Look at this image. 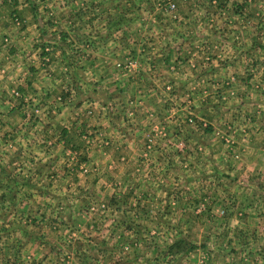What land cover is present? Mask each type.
<instances>
[{"label": "rangeland", "instance_id": "1", "mask_svg": "<svg viewBox=\"0 0 264 264\" xmlns=\"http://www.w3.org/2000/svg\"><path fill=\"white\" fill-rule=\"evenodd\" d=\"M223 1L0 3V45L32 55L24 59L36 61L40 73L36 80L31 67L28 81L8 90L16 99L13 105L0 108V264H127L130 252L144 249L155 254L211 250L234 258L232 264L239 262L235 254L241 248L254 256L250 264H264V243L257 239L263 228L254 221V210L241 227V165L234 167L239 178L208 182L213 165L219 166L210 135L232 145L225 134L209 132L190 103L193 99L198 107L205 90L199 84L196 91L187 80L193 55L208 62L210 54L200 42L194 48L192 43L189 50L170 53L176 60L172 57L168 67L171 63L158 65L163 56L150 59L158 51L149 55L146 50L147 43L158 47L156 30L174 25L179 9L192 15L187 27L211 26L219 33L212 36L217 49L221 27L258 23L264 28V0L246 11L241 1ZM52 62L59 64L53 71ZM257 65L263 71L264 58ZM175 69L182 77L172 74ZM50 76L61 81L55 101L46 100L42 91ZM9 85L1 77L0 87ZM261 182L263 189L248 193L250 200H264ZM213 188L223 197V191L236 195L225 196L228 211L222 215L204 210L202 196ZM197 200L201 203L192 207ZM242 230L250 242L245 248ZM170 257L154 261L172 264Z\"/></svg>", "mask_w": 264, "mask_h": 264}, {"label": "crops", "instance_id": "2", "mask_svg": "<svg viewBox=\"0 0 264 264\" xmlns=\"http://www.w3.org/2000/svg\"><path fill=\"white\" fill-rule=\"evenodd\" d=\"M9 1L10 0H0V3L5 4ZM220 1L221 0H216V3L218 4ZM234 1H241V4L244 5L245 11L251 4H256L257 2L262 3V0H256V2L254 0ZM224 2L225 0L223 3ZM5 7L6 9L4 10V13L7 18L10 8L8 6ZM261 14L264 15L262 12ZM187 19H192V15L183 12L181 9L176 10L173 15L174 25L162 26L163 28L161 27L159 30H156L159 31L158 33L161 36L158 47L153 49L155 44L147 43V53L152 55L153 52L158 51V54L150 59H157V57L163 56L162 60L160 58L161 61L158 65L161 64L167 66L171 63L168 67L174 64V62H171L173 56H171L170 59V53L174 52V54H176L179 49L185 51L192 43L194 48L196 45H199L198 42H200L204 45L203 48L206 50V53L210 54L209 61L203 62L202 59L198 58H203L204 56H196L192 53L194 56V61H192L194 67L190 71L192 78H188L187 80H191L195 83L194 86L196 91L199 84L200 87H204L205 90L202 91L204 95L199 98L200 101L198 107L194 105L193 99H191L190 103H192V106L195 108L194 115L199 117L200 120L206 121L207 130L209 132L215 130L225 134L227 138L231 139L232 145L227 146L224 142L222 143L220 136H213V134L210 135V149L212 148V151L215 152V155L212 157L219 166L213 165V172H211L212 177L208 178L207 175L205 179L208 178V182H211V184L214 181H216V183L219 181L224 184L226 178H239L234 167H239L238 165H241V205L238 206L242 214L241 227L243 226V223H245V217H247L245 215L249 211L254 210L258 217L261 218L258 219V217H255L254 221L258 226L263 228V231L260 233L263 236L257 238L258 240L260 239L263 244L264 200H254V198L253 200H250L251 196L249 194L257 195L256 192L258 191V188H262L259 184H263L261 180L264 179V87L262 85L264 70L260 71V67L257 65V62L260 61L261 58H264V28L258 23L252 26H241V28L239 27L236 29L221 27L219 28V31L222 42L218 44L221 49H217L212 42V36L218 32L213 30L211 26L201 28L194 26L187 27ZM1 30L5 31V28H1ZM169 35H174V38L167 39ZM197 35H203L205 36V39H200ZM195 39L197 42H193ZM245 52H247L246 55L244 54ZM0 54H3V56H0V79L1 77L6 76L10 83L8 88L0 87L1 108V105H3V107L13 105V101L16 99L9 97L10 93H8V90L12 91L15 86L21 84L24 80H27V77L30 76L29 70L31 67L35 70L34 74L37 77L36 80L38 79V76H40V73L37 71L36 61L33 62L31 59L28 60V58L24 59V57L28 55L26 53L21 54V52L19 54V49H17L15 45L12 47L8 44L0 45ZM28 57L31 58L32 55H29ZM257 57H259L258 60H254ZM175 58L176 57H173V60H176ZM149 61L151 63L149 66H155L153 61ZM249 61H252L251 68L248 67ZM57 64L52 62L49 69L51 71L57 69V66L59 65ZM149 66L147 69H149ZM153 66L152 68H154ZM200 66L204 67V69ZM45 74L50 75L48 70H45ZM172 74L182 77L181 72L177 69H175ZM159 75L160 74H157V79L160 78ZM33 78L35 77H32V79ZM46 78H48V81L45 83L42 90L44 97L46 100H58V95L61 91L60 79H55L53 76ZM229 78H233V81L226 83ZM153 80L156 81V79ZM251 81H253L254 84L259 82V84L257 83L256 85L251 86ZM180 82L183 83L184 81ZM222 84H227L226 88L223 86L221 92H214V87L221 86ZM149 91L150 90H148V92ZM215 93H218V95ZM222 94H224L223 99ZM216 100L218 105L213 104ZM216 107H220L221 110L216 109ZM164 141L167 142L168 140L166 139ZM237 160L241 163H236L233 166ZM195 164L197 165V163ZM248 168L251 169L247 175L245 172ZM261 168L262 170L259 172V169ZM163 174H165V172H159V176H162ZM200 192L203 194L201 190ZM220 193L221 192H218L217 188H213V190L211 189L203 194L202 198L204 201L202 203L204 204L205 209H203L205 212L217 213L220 211L222 215L223 211H228L225 210L228 205L225 196L231 195L235 198L236 195L223 191V197L220 196ZM194 194L197 195V191ZM194 194L190 193V195ZM200 200L195 201L196 204H192V207L201 203ZM239 200L240 199L237 197L238 202ZM219 203H221V206L217 208ZM221 217L223 219V216ZM241 236L243 237L241 244L244 243L243 248H245L250 242L246 243L244 241L245 234L243 230L241 231ZM254 238L256 240L255 236ZM155 253L156 251L148 252V249L142 251L135 250V252H130V255L128 254L126 261L127 264H156L157 262H155L154 259H159L160 257L166 258L167 255L171 256L170 259L173 260L172 264H231V261L234 259L226 254L222 256L218 254L215 255L211 250L200 252L188 250L184 253L170 250L168 252ZM235 255H237L235 257H238L237 259L239 262H234L232 264H250V259L254 258V256L251 258V254H246V251L242 248L241 252H238ZM182 259H185L186 261H182ZM258 262H254L253 264H263L262 262Z\"/></svg>", "mask_w": 264, "mask_h": 264}, {"label": "trees", "instance_id": "3", "mask_svg": "<svg viewBox=\"0 0 264 264\" xmlns=\"http://www.w3.org/2000/svg\"><path fill=\"white\" fill-rule=\"evenodd\" d=\"M189 248H193V246H190Z\"/></svg>", "mask_w": 264, "mask_h": 264}]
</instances>
